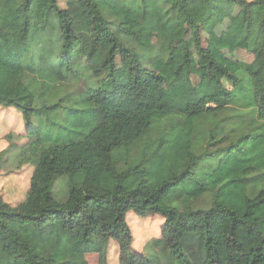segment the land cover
I'll list each match as a JSON object with an SVG mask.
<instances>
[{"label":"trees","instance_id":"obj_1","mask_svg":"<svg viewBox=\"0 0 264 264\" xmlns=\"http://www.w3.org/2000/svg\"><path fill=\"white\" fill-rule=\"evenodd\" d=\"M197 1L0 0V106L27 136L4 134L0 173L33 165L22 201L0 195V264H110L114 243L119 264H264V0H223L260 36L256 66L209 59L219 95L152 118L166 77L144 63L173 58L181 16L201 47ZM137 26L159 36L146 52ZM133 213L165 219L151 253L132 248Z\"/></svg>","mask_w":264,"mask_h":264},{"label":"rangeland","instance_id":"obj_2","mask_svg":"<svg viewBox=\"0 0 264 264\" xmlns=\"http://www.w3.org/2000/svg\"><path fill=\"white\" fill-rule=\"evenodd\" d=\"M67 1L60 0L61 5L66 6ZM191 8L202 26L203 49L196 45L193 28L181 16L173 33V58L170 61L158 58L151 63H144L145 69L162 73L166 77L163 99L152 111L155 122L162 121L169 113L184 112L188 103L200 101L205 95H219L217 81L208 77L204 69L209 59L227 66L231 71L239 67L253 69L257 64L254 50L260 43V36L257 32L248 36L244 34L245 13L239 6L223 0H199ZM112 28L116 30L117 26L113 25ZM135 31L140 51L146 52L159 39L157 33L143 26H137ZM130 61L128 54L117 57V78L120 82H127L132 76ZM3 107L0 106V149L8 146V141L4 139L8 131L19 129L18 132L24 134L20 142L27 141L22 113L15 107ZM32 171L31 163L16 168L11 161L8 162L0 173V195L12 204L22 201L29 190ZM132 215L128 216L134 234L132 248L141 254L151 253V243L154 238L162 236L161 227L165 219L160 214L145 218L135 213ZM260 221L264 227V214H261ZM87 257L90 264H101L99 254L91 253ZM108 261L110 264L120 263V249L115 243L109 250Z\"/></svg>","mask_w":264,"mask_h":264}]
</instances>
